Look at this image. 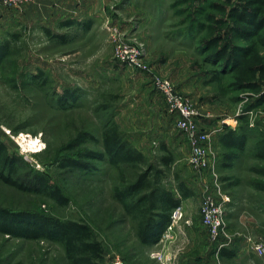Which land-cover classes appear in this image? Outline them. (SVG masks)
Instances as JSON below:
<instances>
[{"label":"rangeland","instance_id":"374dc122","mask_svg":"<svg viewBox=\"0 0 264 264\" xmlns=\"http://www.w3.org/2000/svg\"><path fill=\"white\" fill-rule=\"evenodd\" d=\"M35 1L17 8L0 3V43L9 46L0 65V141L47 174L69 201L59 205L0 181V208L86 224L106 264H264V253L248 243L251 239L264 248V192L251 186L264 181L254 170L264 167L254 154L258 144L264 145V101L259 102L264 79L258 92L238 89L232 71L208 58L204 46L210 36L222 38L217 48L244 44L229 21L207 17L227 19L210 4L223 1ZM260 51L264 57V48ZM156 76L170 81L197 111L195 126L209 135L207 167L189 162L188 134L156 89ZM244 125L253 130L245 150L226 158L219 135ZM111 126L143 153V162L114 167L88 159L92 168L86 172L59 166L84 150L102 151ZM168 154L172 162L166 166L162 157ZM149 169L151 181L173 191L183 181L193 195L182 200V217L173 229L147 245L136 234L139 219L125 213L113 188ZM205 195L222 203L224 233L230 238L225 246L219 247L220 239L213 241L202 225ZM223 248L234 257L221 256ZM0 264L70 262L58 242L0 234Z\"/></svg>","mask_w":264,"mask_h":264},{"label":"trees","instance_id":"16d2710c","mask_svg":"<svg viewBox=\"0 0 264 264\" xmlns=\"http://www.w3.org/2000/svg\"><path fill=\"white\" fill-rule=\"evenodd\" d=\"M222 3L211 2V6L227 19L207 15L210 21L226 23L232 34L244 44L225 45L217 48L222 38L210 36L204 46L209 51V59L222 63L234 74L236 88H246L255 92L261 90L264 79V57L260 47L264 48V0H222ZM228 7V8H227ZM68 23V22H67ZM70 25V24H69ZM48 32V31H47ZM49 33V32H48ZM65 40L63 35H55ZM203 50V51H204ZM230 50L229 55L227 51ZM9 46L0 43V65L8 56ZM226 57H225V56ZM217 78V75L214 77ZM264 101V93L259 102ZM252 128L244 125L240 131L229 130L220 134V144L228 150L225 155L234 159L245 150ZM74 145L70 144L68 148ZM102 151L84 150L80 158L65 157L60 161L61 168L91 170L88 159L103 161L119 167L141 163L144 155L119 134L116 127H109L102 140ZM255 156L264 160V145L255 147ZM171 155L162 157L163 165H170ZM150 170L139 173L136 178L122 187L113 188L114 198L121 203L126 214L139 219L137 237L142 244L157 243L170 222L171 212L181 205L182 200L193 195V191L183 181H178L176 191L151 181ZM264 178V167L254 168ZM156 172H160L155 170ZM0 181L23 193L45 196L59 205H66L68 197L50 181L47 174L29 166V163L18 153L0 141ZM251 186L264 192V181L252 182ZM0 234L26 240H45L58 242L63 246L70 264H106L102 248L93 239L89 227L75 220H61L52 216L28 211L0 208ZM221 256L230 257L233 253L223 248Z\"/></svg>","mask_w":264,"mask_h":264},{"label":"built area","instance_id":"2783aa9c","mask_svg":"<svg viewBox=\"0 0 264 264\" xmlns=\"http://www.w3.org/2000/svg\"><path fill=\"white\" fill-rule=\"evenodd\" d=\"M31 0H0V3L6 7L17 8ZM131 62L139 68H145L139 62L131 59ZM153 83L156 89L163 96L170 112L176 115V125L188 134L190 140L189 162L198 167H207L209 162L208 151L210 148L209 135L206 131H199L194 123L197 117V111L192 107L187 98L178 93L172 83L162 77H154ZM202 225L206 228L209 237L217 242L219 239V247L229 244L230 238L224 233L223 209L222 203L212 195H205L201 203ZM182 217L181 205L174 208L171 212L170 222L164 233H169L175 223ZM249 247L257 254H263L264 248L261 243L248 239Z\"/></svg>","mask_w":264,"mask_h":264},{"label":"bare ground","instance_id":"6f19581e","mask_svg":"<svg viewBox=\"0 0 264 264\" xmlns=\"http://www.w3.org/2000/svg\"><path fill=\"white\" fill-rule=\"evenodd\" d=\"M21 138V137H20ZM25 138V137H24ZM21 139H23V138H21ZM24 141H27V139H23ZM37 142V140H32V139H29L28 141H27V144H30L31 146L32 145H34V144H37L36 143ZM28 146V145H27Z\"/></svg>","mask_w":264,"mask_h":264},{"label":"crops","instance_id":"0c3cea01","mask_svg":"<svg viewBox=\"0 0 264 264\" xmlns=\"http://www.w3.org/2000/svg\"><path fill=\"white\" fill-rule=\"evenodd\" d=\"M44 1V0H36L35 1V4H41V2ZM225 133V132H224ZM215 244V243H214ZM230 257H234V254ZM189 262H192V261H189Z\"/></svg>","mask_w":264,"mask_h":264}]
</instances>
